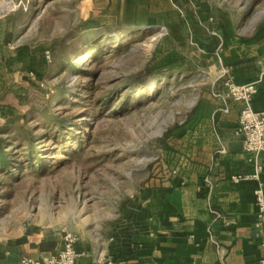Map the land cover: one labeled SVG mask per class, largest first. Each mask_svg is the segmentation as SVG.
Instances as JSON below:
<instances>
[{"label":"rangeland","instance_id":"374dc122","mask_svg":"<svg viewBox=\"0 0 264 264\" xmlns=\"http://www.w3.org/2000/svg\"><path fill=\"white\" fill-rule=\"evenodd\" d=\"M200 1L186 9L207 12L223 37L260 33L264 0ZM147 13L134 5L121 25L116 0H0V139L9 155L0 226L37 219L46 231L51 219L69 232V216L106 218L127 190L174 166L165 136L206 94L214 61L193 20ZM156 51L177 52L191 71L149 75Z\"/></svg>","mask_w":264,"mask_h":264},{"label":"crops","instance_id":"0c3cea01","mask_svg":"<svg viewBox=\"0 0 264 264\" xmlns=\"http://www.w3.org/2000/svg\"><path fill=\"white\" fill-rule=\"evenodd\" d=\"M116 2L121 25L130 24L132 7L139 4L148 18L179 14L193 20L208 35L210 42L202 41V51L214 63L206 94L168 143L175 151L174 166L153 173L141 188L127 190L126 201L114 202L106 218L82 215L75 221L66 216L63 227L76 238L77 264L260 262L264 216L253 193L260 186L264 196V152L256 158L260 173L254 178L255 161L243 150L238 131L241 104L229 97L225 83L254 82L264 73V23L255 37L238 38L254 43L253 54L244 58L226 44L232 37H223L207 12L186 9L200 0ZM251 105L255 112H264L263 79ZM3 123L0 119V129ZM27 222L18 218L14 226H0V264L41 261L62 250L63 233L55 230L54 220L48 219L46 231L37 219Z\"/></svg>","mask_w":264,"mask_h":264},{"label":"built area","instance_id":"2783aa9c","mask_svg":"<svg viewBox=\"0 0 264 264\" xmlns=\"http://www.w3.org/2000/svg\"><path fill=\"white\" fill-rule=\"evenodd\" d=\"M264 80V73L257 81L241 85L225 83L229 97L241 104L238 117V131L242 135L243 150L255 161V176L260 173V167L256 163L257 156L264 152V112H255L251 102L257 93L258 84ZM240 178H233L237 182ZM254 198L259 215L264 216V196L261 187L254 190ZM63 248L56 255L45 260L34 261L23 259L21 264H77L78 254L74 250L75 236L70 232L62 234ZM261 248L264 250V235L261 240ZM256 264H264V259Z\"/></svg>","mask_w":264,"mask_h":264},{"label":"trees","instance_id":"16d2710c","mask_svg":"<svg viewBox=\"0 0 264 264\" xmlns=\"http://www.w3.org/2000/svg\"><path fill=\"white\" fill-rule=\"evenodd\" d=\"M228 46L236 47L237 53L241 57H249L253 54V47L254 43L252 41L243 43L242 40L238 38H230L227 43ZM183 58L180 54H178L175 51H169V52H160L156 51L153 55L150 63L146 67L145 71L156 78H161L162 76L168 75V74H174V73H182V72H190L191 69L189 68H183ZM173 135L171 133L167 134L165 136V151H167L168 154H170L172 157L175 153L172 147L168 145L167 140L172 139ZM6 139H0V168L5 167L7 165V158L8 154H3V150L5 148V145L7 144Z\"/></svg>","mask_w":264,"mask_h":264}]
</instances>
